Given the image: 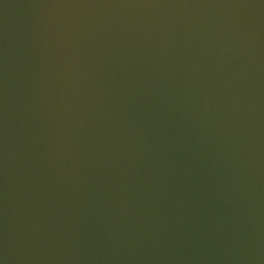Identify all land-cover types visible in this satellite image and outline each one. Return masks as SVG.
<instances>
[{"label":"water","instance_id":"1","mask_svg":"<svg viewBox=\"0 0 264 264\" xmlns=\"http://www.w3.org/2000/svg\"><path fill=\"white\" fill-rule=\"evenodd\" d=\"M0 264H264V0H0Z\"/></svg>","mask_w":264,"mask_h":264}]
</instances>
